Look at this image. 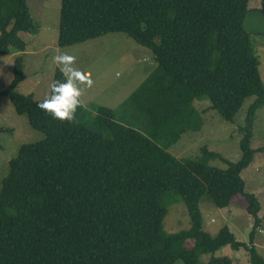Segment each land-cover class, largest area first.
I'll return each instance as SVG.
<instances>
[{
  "label": "trees",
  "instance_id": "trees-1",
  "mask_svg": "<svg viewBox=\"0 0 264 264\" xmlns=\"http://www.w3.org/2000/svg\"><path fill=\"white\" fill-rule=\"evenodd\" d=\"M260 12L264 20V0ZM247 13L248 0H60L58 47L121 33L148 49L156 66L117 109L90 113L79 103L73 119L61 121L38 107L43 100L16 91L25 74L22 56L13 59L0 99L45 137L22 145L1 181L0 264H199L201 255L224 246L243 249L249 264H264L253 245L260 205L241 178L264 152L250 147L264 85L244 27ZM38 28L26 0H0V57L24 52L19 35ZM65 79L54 69L52 83ZM249 98L236 163L205 148L185 161L167 152L182 135L200 131L206 109L197 111L195 102L209 101L232 122ZM208 157L225 169L208 166ZM172 192L189 229L166 234L165 197ZM205 196L217 209L242 197L253 220L248 243L226 226L214 237L203 230ZM205 264L231 260L211 256Z\"/></svg>",
  "mask_w": 264,
  "mask_h": 264
},
{
  "label": "rangeland",
  "instance_id": "rangeland-1",
  "mask_svg": "<svg viewBox=\"0 0 264 264\" xmlns=\"http://www.w3.org/2000/svg\"><path fill=\"white\" fill-rule=\"evenodd\" d=\"M31 17L38 25V33L31 35L21 33L20 38L26 43L24 53L17 56L23 58L25 80L16 91L22 95H32L34 100H44L50 95L54 69L63 72V65L53 62L52 57L64 53L75 57L71 67L84 76L89 74L91 86L74 81L80 89V104L90 113L93 107L103 106L117 109L136 87L147 77L156 66L151 52L139 46L135 41L121 33L107 34L81 44L60 48L57 46L60 0H26ZM244 27L249 34L252 53L258 61V70L264 85V20L260 12V0H248V13ZM0 57V91L6 89L12 79V53ZM67 79V73L63 72ZM253 98L247 99L232 122L225 121L217 111L210 109L207 100L197 101V111L204 110L203 124L200 131L188 132L172 145L167 152L176 160L199 159L201 149L220 155L224 160L236 163L241 158L239 128L244 125L247 109ZM208 108V109H207ZM118 111V110H117ZM119 113V112H118ZM94 115V114H92ZM131 126V124H126ZM0 127L8 132L0 134V188L1 181L8 173V162L15 158L18 149L25 144L36 143L44 139V134L29 126L25 115H17L8 98L0 99ZM136 128L134 126H131ZM252 149L264 147V108L256 112L250 141ZM210 167L225 169L219 158H206ZM245 182V191L253 194L260 205L257 216L261 219L256 229L253 245L256 252L264 259V152L255 154L252 163L241 172ZM172 192L165 197L170 203L163 219V231L166 234L177 233L189 229L187 210L181 202L175 201ZM245 202L235 196L227 208L217 209L205 196L199 203L203 230L211 237L226 226L238 242L248 243L253 220L245 211ZM192 242L187 244L188 248ZM213 257H226L231 264H249L248 255L243 250L233 251L224 246L213 254L199 257V264H205ZM173 264H183L177 260Z\"/></svg>",
  "mask_w": 264,
  "mask_h": 264
},
{
  "label": "clouds",
  "instance_id": "clouds-1",
  "mask_svg": "<svg viewBox=\"0 0 264 264\" xmlns=\"http://www.w3.org/2000/svg\"><path fill=\"white\" fill-rule=\"evenodd\" d=\"M53 62L63 65V72L67 73V79L63 82L54 81L51 85V95L46 97L38 107L50 113L54 119L61 121L73 119L76 108L79 106L80 89L74 81L91 86V80L80 71L74 70L71 65L75 57L60 53L52 57Z\"/></svg>",
  "mask_w": 264,
  "mask_h": 264
},
{
  "label": "crops",
  "instance_id": "crops-1",
  "mask_svg": "<svg viewBox=\"0 0 264 264\" xmlns=\"http://www.w3.org/2000/svg\"><path fill=\"white\" fill-rule=\"evenodd\" d=\"M24 53V52H22ZM22 53H12V57H15L17 55H21ZM89 76V74L86 72L85 77ZM146 78V77H145ZM144 80V79H143ZM142 82V81H141ZM80 102V101H79ZM82 106V105H81ZM83 107V106H82Z\"/></svg>",
  "mask_w": 264,
  "mask_h": 264
}]
</instances>
